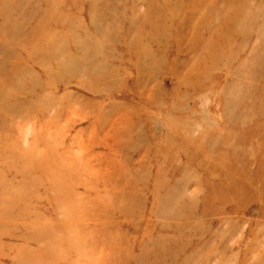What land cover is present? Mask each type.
I'll return each mask as SVG.
<instances>
[{"label":"rangeland","instance_id":"374dc122","mask_svg":"<svg viewBox=\"0 0 264 264\" xmlns=\"http://www.w3.org/2000/svg\"><path fill=\"white\" fill-rule=\"evenodd\" d=\"M0 264H264V0H0Z\"/></svg>","mask_w":264,"mask_h":264}]
</instances>
